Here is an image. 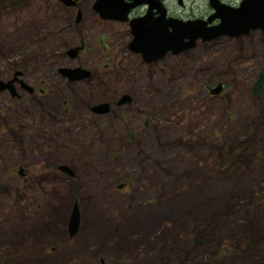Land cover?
<instances>
[{"label": "rangeland", "instance_id": "1", "mask_svg": "<svg viewBox=\"0 0 264 264\" xmlns=\"http://www.w3.org/2000/svg\"><path fill=\"white\" fill-rule=\"evenodd\" d=\"M88 2L0 0V264H264V34L141 64Z\"/></svg>", "mask_w": 264, "mask_h": 264}, {"label": "water", "instance_id": "2", "mask_svg": "<svg viewBox=\"0 0 264 264\" xmlns=\"http://www.w3.org/2000/svg\"><path fill=\"white\" fill-rule=\"evenodd\" d=\"M60 1L65 5H72L75 2V0ZM119 1L121 0H94L93 6L99 12L101 17L110 18L112 17L110 14H113L114 12L118 13L121 11V13H125L127 10L126 6L128 7L131 5L130 3L123 6ZM147 1L150 3V0ZM210 2L215 12L213 16H216L219 19L218 23L211 27H206L197 20L182 23L169 19L165 21L163 20V24H158V28L155 30L156 33L153 32L145 35L143 32L152 27L149 22H146V17L133 21V29L141 38L138 39L135 35L136 41L133 40L131 42L133 48H135L136 51L141 52L144 59L149 61L162 57L166 51L178 53L183 48L191 46L196 37H200L202 40H210L214 37H220L223 35L237 37L239 34L246 33L248 30L257 27L264 30V0H241L237 8L222 5L218 0H211ZM167 27H170L171 31H168ZM184 35L189 37V42L183 43L180 41L181 36ZM75 51V47L67 49V52H69L71 56L74 55ZM57 71L69 80L82 78L88 73L86 69L80 67H60ZM16 75H19V72H15L11 79L0 80V91L8 89L13 95L14 81H17L21 88L31 91V88L28 85L21 80H17ZM208 91L210 93H218L221 91L220 83L214 85L213 88H208ZM127 99V96H122L118 102L120 103ZM91 110L96 113L105 112L107 110V104H97L91 107ZM56 169L73 177V171L65 164L57 165ZM78 223L79 212L76 199H74L66 221V230L69 236L77 230Z\"/></svg>", "mask_w": 264, "mask_h": 264}, {"label": "flooded vegetation", "instance_id": "3", "mask_svg": "<svg viewBox=\"0 0 264 264\" xmlns=\"http://www.w3.org/2000/svg\"><path fill=\"white\" fill-rule=\"evenodd\" d=\"M59 7V11L62 14H65L64 11H67L68 9H74L73 14V22L74 24H77L74 26V28L79 31V28L84 24V18L82 13V4L85 0H75V2L72 5H65L60 0H54ZM88 10L91 15V19L88 26H91V28H94V32L98 30H103L104 23H106V26H108L109 32L112 36L117 37L118 39H121L122 47L121 50L136 56V58L139 60L141 64H147L152 65L155 64L157 61L161 60L164 55L170 54L171 51H166L164 55L160 58H157L155 60H149L147 61L144 59V56L141 52H138L133 48L132 41L135 40V35L138 39L140 38L139 34H136L135 30L133 29L132 23L135 20H139L143 17H146V22H149L152 27L151 29H148L147 31L143 32V34L148 35V33H156V29L158 28V24H163V20H173L178 21L182 23L187 22H193V21H199L206 27L214 26L218 23L219 19L214 15V10L211 6V0H150V3L147 0H121L119 1L121 5L123 6L128 5L131 3L130 6H126L127 10L125 13H121L119 11L118 13L110 14V18H103L100 16L99 12L94 8L93 2L94 0H88ZM222 5H225L227 7L231 8H237L239 6V3L241 0H218ZM68 12V11H67ZM157 22V23H156ZM155 24V25H154ZM154 29V30H153ZM168 31H171L170 27H167ZM252 31H259L260 33L264 34V30H261V28L257 27L251 30H248L246 33L239 34L237 37L234 36H228L232 38H239L246 36ZM224 36V35H223ZM113 37V38H114ZM221 37V36H220ZM183 43L189 42V37L184 35L181 36V40ZM197 42L206 43L207 40H202L200 37H196L191 46L187 48H183L178 53H171L179 54L184 53L186 50L191 49L195 46ZM82 39L79 40L78 45L72 46V48H76V51L73 56L67 52V49L64 51L63 55H67L69 58H77L81 56L82 52ZM67 48V47H66ZM69 48V47H68ZM81 68V67H80ZM56 72L58 75L64 79H66L68 82H78L80 78L69 80L67 77L61 75L57 70ZM89 72L86 76L88 77ZM83 78V77H82ZM15 82V81H14ZM16 83V82H15Z\"/></svg>", "mask_w": 264, "mask_h": 264}, {"label": "trees", "instance_id": "4", "mask_svg": "<svg viewBox=\"0 0 264 264\" xmlns=\"http://www.w3.org/2000/svg\"><path fill=\"white\" fill-rule=\"evenodd\" d=\"M18 1L19 0H9V4H14L17 3ZM263 82H264V75L262 73H259L257 79L251 85V92L254 96H259ZM261 110L264 111V106L261 107Z\"/></svg>", "mask_w": 264, "mask_h": 264}]
</instances>
